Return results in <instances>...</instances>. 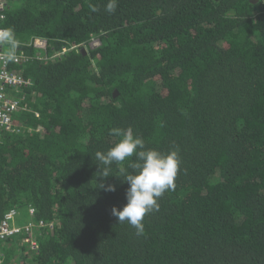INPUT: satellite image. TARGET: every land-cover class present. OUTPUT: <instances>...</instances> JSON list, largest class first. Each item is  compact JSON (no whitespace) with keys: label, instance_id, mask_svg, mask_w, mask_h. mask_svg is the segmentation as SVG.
<instances>
[{"label":"trees","instance_id":"16d2710c","mask_svg":"<svg viewBox=\"0 0 264 264\" xmlns=\"http://www.w3.org/2000/svg\"><path fill=\"white\" fill-rule=\"evenodd\" d=\"M6 1L8 67L28 83L0 128V221L16 208L36 225L0 264H264V0ZM129 127L180 157L142 235L111 214L119 166L98 177L93 159Z\"/></svg>","mask_w":264,"mask_h":264},{"label":"clouds","instance_id":"9594fccd","mask_svg":"<svg viewBox=\"0 0 264 264\" xmlns=\"http://www.w3.org/2000/svg\"><path fill=\"white\" fill-rule=\"evenodd\" d=\"M118 0H107L105 11L112 14L116 11ZM92 12L99 9L92 7ZM14 30L11 27H0V48L4 63L16 62L17 49L20 46ZM110 134L119 139L107 150H98L94 154V162L99 166V176L108 178L113 174V165L118 167L119 178L129 186L126 189L127 203L123 208L113 206L111 214L118 223L127 222L136 230V235L145 231L143 220L153 211H158V200L167 191L176 188V177L180 170L179 151L173 149L167 153L146 146L139 135H135L131 127L127 129L112 128ZM134 157V159H133ZM98 188L116 191L115 184L99 182Z\"/></svg>","mask_w":264,"mask_h":264},{"label":"built area","instance_id":"2783aa9c","mask_svg":"<svg viewBox=\"0 0 264 264\" xmlns=\"http://www.w3.org/2000/svg\"><path fill=\"white\" fill-rule=\"evenodd\" d=\"M6 2V0H0V19L3 18L1 11L5 7ZM32 44L40 50H47L49 41L44 37H36ZM90 45L92 47L99 46L100 40L93 38L90 41ZM64 50H66V48H64ZM2 55L3 49L0 48V56ZM21 55H23V52ZM18 60L19 58L17 57L16 61ZM26 83H28V80L21 72L10 70L8 63H4L3 60H0V128L6 130L14 129L13 113L20 107V102L16 97H12L11 92ZM33 213L34 208L31 207L30 215H33ZM19 214L20 211L16 208H11L5 213L3 220L0 221V243L23 232H31L35 228L36 224L32 221L22 225L16 224V218ZM31 243L35 245L34 242L31 241Z\"/></svg>","mask_w":264,"mask_h":264},{"label":"rangeland","instance_id":"374dc122","mask_svg":"<svg viewBox=\"0 0 264 264\" xmlns=\"http://www.w3.org/2000/svg\"><path fill=\"white\" fill-rule=\"evenodd\" d=\"M27 219H28V215L26 213V210L22 209L21 213L16 218V224H18V225L25 224V223H27Z\"/></svg>","mask_w":264,"mask_h":264}]
</instances>
